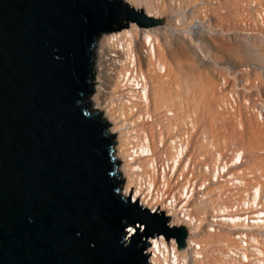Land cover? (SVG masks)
<instances>
[{
  "label": "bare ground",
  "instance_id": "1",
  "mask_svg": "<svg viewBox=\"0 0 264 264\" xmlns=\"http://www.w3.org/2000/svg\"><path fill=\"white\" fill-rule=\"evenodd\" d=\"M126 2L170 22L106 33L89 102L122 195L187 231L147 264H264V0Z\"/></svg>",
  "mask_w": 264,
  "mask_h": 264
},
{
  "label": "water",
  "instance_id": "2",
  "mask_svg": "<svg viewBox=\"0 0 264 264\" xmlns=\"http://www.w3.org/2000/svg\"><path fill=\"white\" fill-rule=\"evenodd\" d=\"M169 22L126 0H0V264H147L153 239L185 246L184 227L122 195L87 101L106 33Z\"/></svg>",
  "mask_w": 264,
  "mask_h": 264
},
{
  "label": "rangeland",
  "instance_id": "3",
  "mask_svg": "<svg viewBox=\"0 0 264 264\" xmlns=\"http://www.w3.org/2000/svg\"><path fill=\"white\" fill-rule=\"evenodd\" d=\"M173 39H174V40H173ZM175 39H176V37H175V36H172V40H173V42H174V43L172 44L173 46L176 45V40H175ZM218 40H219V39H218ZM242 44H243V43H242ZM225 58H227L226 55H224V57L222 58L221 61H226ZM249 61H250V60H248V62H249ZM252 61H253V60H252ZM254 62H255V61H254ZM250 63H251V62H250ZM256 63H257V62H256ZM256 63H255V64H256ZM258 64H259V63H258ZM261 66H262V65H261ZM93 94H94V93H92V94L90 95V97L87 99V101H89V100L91 101V99H92V95H93ZM91 103L93 104V101H91ZM92 107H93V105H92Z\"/></svg>",
  "mask_w": 264,
  "mask_h": 264
},
{
  "label": "built area",
  "instance_id": "4",
  "mask_svg": "<svg viewBox=\"0 0 264 264\" xmlns=\"http://www.w3.org/2000/svg\"><path fill=\"white\" fill-rule=\"evenodd\" d=\"M260 25V24H259ZM261 27L263 26V25H260ZM97 49V48H96ZM96 51V50H95ZM95 54H96V52H95ZM94 60H95V58H94ZM95 62V61H94ZM95 68V67H94ZM102 116H103V113H102ZM114 142H115V139H114ZM114 153H115V145H114ZM154 245V244H153Z\"/></svg>",
  "mask_w": 264,
  "mask_h": 264
}]
</instances>
